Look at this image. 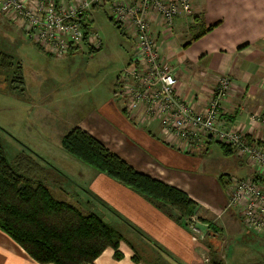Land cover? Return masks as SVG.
Here are the masks:
<instances>
[{
	"label": "crops",
	"instance_id": "obj_1",
	"mask_svg": "<svg viewBox=\"0 0 264 264\" xmlns=\"http://www.w3.org/2000/svg\"><path fill=\"white\" fill-rule=\"evenodd\" d=\"M192 3V14L180 15L172 27L161 25L158 20L151 25L162 58L175 69L179 80L177 91L202 112L218 82L228 78L231 84L223 103V124L258 139L264 147V125L259 120L264 116V0H192ZM20 29L0 14V36L9 42L17 40L18 33H22ZM201 33L205 34L195 40ZM103 116L94 119V126L101 135L106 130L113 136L118 150L113 153H120L138 172L184 191L197 202L198 217L207 224L218 225V233L210 230L206 241L194 243L189 226L172 209H158L147 198L83 164L60 168L69 178L60 193L68 191L74 199L68 197L66 201L57 193L59 200L84 214H98L123 236L119 249L122 260H116L114 250L107 249L94 264H201V257L221 252L216 240L223 246L226 244V251H245L243 244L238 247L239 244L231 243L232 237L252 234L245 233L239 211L227 210L228 202L219 196L215 197L218 206L200 197L212 180L210 176L222 177L223 166L244 175L243 178L253 177L257 167L235 154L225 157L220 144L212 141L189 151L181 140L166 137L159 123L147 121L142 113L126 115L122 109L111 123L105 121L110 112ZM82 129L94 134L91 129ZM98 139L101 141V137ZM213 150H219L217 157H213ZM229 183L225 182L228 194ZM77 198L90 210L82 208ZM250 236L255 243V236L264 238V233ZM260 245L264 247L263 242ZM136 257L139 263H135ZM227 258L224 264H231ZM212 260V264H218L215 257ZM0 264L40 263L0 231Z\"/></svg>",
	"mask_w": 264,
	"mask_h": 264
},
{
	"label": "built area",
	"instance_id": "obj_2",
	"mask_svg": "<svg viewBox=\"0 0 264 264\" xmlns=\"http://www.w3.org/2000/svg\"><path fill=\"white\" fill-rule=\"evenodd\" d=\"M102 8L111 19L123 25L129 21L126 27H132L134 50L116 79V100L123 112L142 113L147 121L158 122L166 137L181 140L189 151L212 141L257 167L253 177L232 179L227 210L239 211L246 230L264 233V147L258 139L222 122L231 81L221 79L207 108L198 112L177 91L175 69L162 58L151 30L154 21L170 28L180 15L192 14V0H0V14L18 24L28 40L55 59L76 53L86 40L101 51L103 45L91 32L93 26L87 36L84 25ZM259 120L264 125V116ZM189 221L191 239L198 243L204 239L205 226L198 216Z\"/></svg>",
	"mask_w": 264,
	"mask_h": 264
},
{
	"label": "rangeland",
	"instance_id": "obj_3",
	"mask_svg": "<svg viewBox=\"0 0 264 264\" xmlns=\"http://www.w3.org/2000/svg\"><path fill=\"white\" fill-rule=\"evenodd\" d=\"M106 13L110 16L107 9L94 11L92 22L88 23L90 25L92 23L94 28L91 32L99 36L103 45L100 52L93 54L89 52L94 48L87 45L88 40L76 53L55 59L35 48L22 29L20 30L23 34L19 32L17 40L13 39L9 42L7 38L0 36V50L4 49L15 54L17 60L21 62L26 86V99L8 95L7 90L11 88L9 82L14 77L15 68L9 72L0 70V139L6 158L18 174L23 173L24 169L27 170L16 161L23 152L41 165H46L45 176L39 174L36 176L58 200L59 194L66 201L68 197L70 200L74 199V195L68 191L61 190L60 193L59 189L65 188L64 186L69 182V178L60 168L66 169L76 164H83L68 155L61 146L62 139L71 130L77 127L91 129L94 132L92 136L101 137V141L97 139L110 150L112 149V152L114 149L118 151L111 139L113 136L106 130L101 135L94 126V119H103L104 113L110 112V116L105 121L111 123L110 121L117 118V112L122 113L123 106L116 100L115 95L116 79L130 60L134 44L130 31L132 27H126L131 25L130 22L123 25L112 18L114 22L112 24ZM159 24L163 23L159 22ZM117 25L121 28V33ZM218 151L213 150V157L219 155ZM117 156H120V153ZM220 174L222 177H209L212 180L208 181L206 189L201 192L203 197H200L206 202H213L216 206H218L215 202L217 196L229 203L228 187L225 182L229 180L231 186L232 179H244V175L241 176L224 166ZM197 192L200 193L199 187ZM77 199L82 208L90 210L85 202ZM77 201L74 200L75 204ZM202 224L205 226L202 229L204 239L200 242L208 239L210 230L212 233H218V225L211 224L213 227L210 228V225ZM247 232L257 234L246 230L245 233ZM250 235L235 236L231 239L233 245L239 244L238 247L244 245L246 248L244 252H235L234 249L226 251V244L223 246L221 241L216 240L218 250L221 252L219 255L201 257V264H212L213 257L218 264H224L226 256L231 264H264V258L261 257L264 256L262 255L264 247L260 245V242L264 244V238L255 236L257 241L253 243L251 239L254 238H250L252 237ZM230 247L232 248V245Z\"/></svg>",
	"mask_w": 264,
	"mask_h": 264
},
{
	"label": "trees",
	"instance_id": "obj_4",
	"mask_svg": "<svg viewBox=\"0 0 264 264\" xmlns=\"http://www.w3.org/2000/svg\"><path fill=\"white\" fill-rule=\"evenodd\" d=\"M92 26V23L84 25L87 36ZM116 27L121 33V28ZM204 34L201 33L195 40ZM37 49L44 52L41 48ZM89 52L100 51L90 49ZM17 58L15 54L0 50V70L9 72L15 68L14 77L8 81L11 88L7 93L26 99L23 67ZM61 146L80 163L147 198L158 209H172L187 226L190 219L198 216L197 202L184 191L138 172L82 128L71 130L62 139ZM219 148L227 158L234 154L222 144ZM16 161L27 170L20 174L15 172L0 139V231L40 264H94L107 249H113L114 258L122 260L119 249L123 236L117 230L98 214H84L75 206L58 200L37 178L36 174L45 176L46 166L33 157L23 152ZM207 225L213 227L211 223ZM134 261L139 263L137 257Z\"/></svg>",
	"mask_w": 264,
	"mask_h": 264
}]
</instances>
